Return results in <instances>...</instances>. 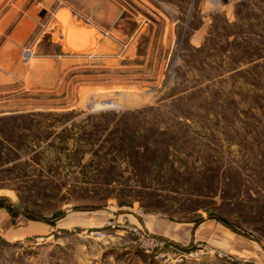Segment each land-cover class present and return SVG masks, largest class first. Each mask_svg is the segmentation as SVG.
<instances>
[{"label":"rangeland","instance_id":"obj_1","mask_svg":"<svg viewBox=\"0 0 264 264\" xmlns=\"http://www.w3.org/2000/svg\"><path fill=\"white\" fill-rule=\"evenodd\" d=\"M106 1L0 28V264H264V0Z\"/></svg>","mask_w":264,"mask_h":264},{"label":"crops","instance_id":"obj_2","mask_svg":"<svg viewBox=\"0 0 264 264\" xmlns=\"http://www.w3.org/2000/svg\"><path fill=\"white\" fill-rule=\"evenodd\" d=\"M62 2H63L62 0H33L32 5H34V4L41 5V7L46 9L47 11L48 10L53 11L55 15L60 9L66 8L71 13L72 22L74 23V25H76L78 27L81 26V22L78 23L76 21L75 22L73 21V19L76 18V12L74 15H73V12H74V9L76 8V5H78V3H80V6L78 7V9H76L77 12H79V10H81V9L87 11L91 15V24H93L94 21H95V23H97V25L100 23L101 24H108L113 20L108 14H106L104 12L105 6L103 7V5H104V3L107 2L106 0H67L65 5H63ZM23 4L24 3H22V5ZM61 5H63V6H61ZM54 14L51 13V15H54ZM99 14H100V17H99ZM15 21H17V22L15 25H13ZM49 21H50V18H48V22ZM23 22L25 23L26 29L23 30L22 32L26 33V30L28 29V31H29L30 27H31V23H33L32 18L26 17V18H22L20 20L19 15H18V10L15 11V13H14L13 8L9 9L8 12H6L4 14V16L0 19V28H2V30L5 31L7 29V27H9V26L13 27L12 30L10 31V35H12V37L14 38L13 39L14 41L8 39L10 42L8 43V45H6V47L13 48V46H14L15 48H19L20 44L17 43L16 41H18V38H19V40L22 39V38L18 37V34L21 33L20 30L22 28V25L24 24ZM47 23H45V24L48 25ZM37 26H40V24L38 23ZM41 27L43 28V30L42 29L39 30L38 27L36 29V24L33 23L31 31H30V33H28L25 40H28V38L30 37L33 40V42H32L33 45L37 44L38 40L42 41V43L45 46V47L43 46L44 49L46 48L48 50V51L46 49H45L46 51L43 50L42 54L43 55L45 54L48 57H52V58L61 57V53L56 54L51 49V46L56 47V44H58V45L62 46V48H63V52H64L63 56H66L67 55L66 51L68 50V47L66 46V43H65V35L63 34L64 38L62 37V41L61 40L53 41L51 39V37L49 36V31H47V32L44 31V25H41ZM3 32L0 35H2ZM28 44H29V42H28ZM48 48H50V49H48ZM6 215H7V212H6L5 208H0V219H5Z\"/></svg>","mask_w":264,"mask_h":264},{"label":"water","instance_id":"obj_3","mask_svg":"<svg viewBox=\"0 0 264 264\" xmlns=\"http://www.w3.org/2000/svg\"><path fill=\"white\" fill-rule=\"evenodd\" d=\"M43 14L44 12L41 13V15ZM56 17L65 25L67 29L65 36L66 46L74 52L84 51L91 43V36L86 31L79 29L72 24L70 12L66 9L60 10L56 14Z\"/></svg>","mask_w":264,"mask_h":264},{"label":"built area","instance_id":"obj_4","mask_svg":"<svg viewBox=\"0 0 264 264\" xmlns=\"http://www.w3.org/2000/svg\"><path fill=\"white\" fill-rule=\"evenodd\" d=\"M26 54H29V53L27 52ZM132 232L134 236L136 237V239L138 240L140 247L145 254L150 255V254L156 253L155 250L157 248V242L152 237L145 234L143 231L135 229V228L132 229Z\"/></svg>","mask_w":264,"mask_h":264},{"label":"trees","instance_id":"obj_5","mask_svg":"<svg viewBox=\"0 0 264 264\" xmlns=\"http://www.w3.org/2000/svg\"><path fill=\"white\" fill-rule=\"evenodd\" d=\"M64 130H65V128H64L62 131H64ZM15 190H16V192H17V195H18L19 197H21V196H20V193L17 191V189H15ZM1 201H3V198H0V207L3 206ZM9 211L11 212V209H9Z\"/></svg>","mask_w":264,"mask_h":264},{"label":"bare ground","instance_id":"obj_6","mask_svg":"<svg viewBox=\"0 0 264 264\" xmlns=\"http://www.w3.org/2000/svg\"><path fill=\"white\" fill-rule=\"evenodd\" d=\"M1 195H5V196H7V195H10V193L9 192H0V196Z\"/></svg>","mask_w":264,"mask_h":264}]
</instances>
